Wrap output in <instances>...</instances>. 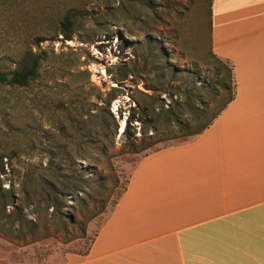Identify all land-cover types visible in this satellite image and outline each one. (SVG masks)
I'll use <instances>...</instances> for the list:
<instances>
[{"label": "rangeland", "instance_id": "374dc122", "mask_svg": "<svg viewBox=\"0 0 264 264\" xmlns=\"http://www.w3.org/2000/svg\"><path fill=\"white\" fill-rule=\"evenodd\" d=\"M211 1L0 0V72L41 55L28 85L0 83V264L87 250L140 160L220 110Z\"/></svg>", "mask_w": 264, "mask_h": 264}, {"label": "crops", "instance_id": "0c3cea01", "mask_svg": "<svg viewBox=\"0 0 264 264\" xmlns=\"http://www.w3.org/2000/svg\"><path fill=\"white\" fill-rule=\"evenodd\" d=\"M234 95L203 131L144 156L65 264H264V0H212Z\"/></svg>", "mask_w": 264, "mask_h": 264}, {"label": "trees", "instance_id": "16d2710c", "mask_svg": "<svg viewBox=\"0 0 264 264\" xmlns=\"http://www.w3.org/2000/svg\"><path fill=\"white\" fill-rule=\"evenodd\" d=\"M64 25V39L70 40L73 38L72 33L70 32V27L72 25L71 21L69 19H66L63 23ZM43 41V39H40L38 43ZM41 63V55L33 50H28L26 51L18 64V66L13 69L10 72H0V83H8L12 85H17V86H25L30 83V81L35 78L38 74L39 71V66ZM233 69H231L232 73V79L234 80L233 77ZM234 95V85L232 89V95ZM224 107L222 106L220 110L215 114V116L223 109ZM214 116V117H215ZM213 117V118H214ZM211 118L209 121H207L198 131H196L194 134H197L201 131H203L208 125L211 123L213 120ZM182 124V122H180ZM129 127H130V121L126 123V128L124 130L125 133L129 132ZM153 134L150 135V138H152ZM126 189V188H125ZM124 189V191H125ZM123 191V192H124Z\"/></svg>", "mask_w": 264, "mask_h": 264}, {"label": "bare ground", "instance_id": "6f19581e", "mask_svg": "<svg viewBox=\"0 0 264 264\" xmlns=\"http://www.w3.org/2000/svg\"><path fill=\"white\" fill-rule=\"evenodd\" d=\"M124 127H125V121L123 120V122L121 123V127H120L121 132L123 131Z\"/></svg>", "mask_w": 264, "mask_h": 264}]
</instances>
